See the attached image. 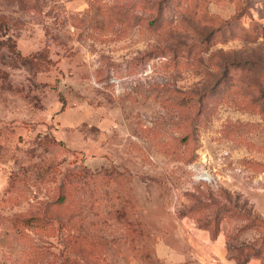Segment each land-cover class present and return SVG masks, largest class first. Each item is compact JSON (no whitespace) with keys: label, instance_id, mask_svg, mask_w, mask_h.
Segmentation results:
<instances>
[{"label":"rangeland","instance_id":"obj_1","mask_svg":"<svg viewBox=\"0 0 264 264\" xmlns=\"http://www.w3.org/2000/svg\"><path fill=\"white\" fill-rule=\"evenodd\" d=\"M215 235L264 263V0H0V264Z\"/></svg>","mask_w":264,"mask_h":264},{"label":"crops","instance_id":"obj_2","mask_svg":"<svg viewBox=\"0 0 264 264\" xmlns=\"http://www.w3.org/2000/svg\"><path fill=\"white\" fill-rule=\"evenodd\" d=\"M200 237L195 233V239ZM210 238V236H208ZM209 243L205 247L203 244L200 245V252L205 256L204 264H264L262 256L252 255L241 261H238L237 258L231 255V252L228 251L227 247L222 241L221 236L215 235L212 239H208ZM204 241L206 239L204 238Z\"/></svg>","mask_w":264,"mask_h":264}]
</instances>
